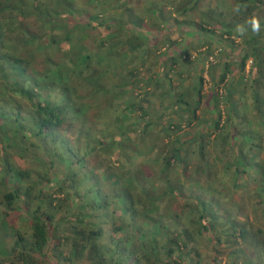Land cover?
<instances>
[{"label":"trees","instance_id":"1","mask_svg":"<svg viewBox=\"0 0 264 264\" xmlns=\"http://www.w3.org/2000/svg\"><path fill=\"white\" fill-rule=\"evenodd\" d=\"M97 1L95 0L96 4ZM125 1L130 7L124 9L125 11L121 12L117 20H113L114 29L105 36L98 37L96 33H92L94 25H90L88 13L85 22L73 19L74 12L77 10L73 0H33L31 5L27 0H0V125L4 122L12 123V120L29 121L26 124L29 128L27 135L22 134L20 129L23 125L18 127L19 124L13 125V128L6 129L4 132L0 131V225L3 228L9 227L12 233L10 245L6 247L2 243L3 236L0 235V264H52L50 259L43 256L44 251L48 249L59 264L77 262L83 264H264V235L257 233L263 230L252 231L247 224H236L231 214L217 200L216 195L202 192V186L205 184V188L208 184L212 189H217L214 183L217 181L216 166L220 161L218 155L234 161L237 176L246 172L249 164L256 172L263 173L259 187L264 190V140L258 132L250 133L263 140V143L256 144L252 140L253 136L244 129L243 125L237 127L239 123L234 122L239 119L237 112L228 102L235 105L238 102H233L232 91L225 92L224 105L227 106L225 111L220 109V105L224 102L221 101L222 95L216 92L211 95L210 104L213 108H217L218 113L209 111V117L204 118L200 126L199 123L198 125L195 123L199 129L191 134V138L176 137L177 146L169 150V156L163 155L162 159L161 156L154 158L156 163L158 159L164 163L163 167L157 163L161 166L160 169L168 166V169L178 170L175 178H165L166 171L163 170L164 172L160 173L162 169L158 173L149 175L144 169L145 166H139L133 173L129 170L111 171L109 168L117 179V183L113 184L105 179L107 183L103 187V176L99 172H94L95 166L91 163L93 158H97L95 155L100 148L92 144V138L89 137L92 131L85 123L83 137L86 139L77 147L71 146L72 142L66 144L64 151L66 157L63 158L69 169L74 164H79L81 169L78 170L83 172L70 171L66 179L59 177L58 180L61 179V181H58L59 184L53 192L37 188L30 183V179L34 180L33 177L36 176L33 174L34 170L16 165L15 152H19L22 159L29 157L37 161L40 153L35 154L34 150L44 145V139L58 144L63 137L57 135V131L66 123L63 114L68 108L80 110L82 106L87 109L90 105L95 109L103 105L105 113L110 112V109L118 106L117 88L120 89L119 86L133 87L138 86L140 81H145L140 78L139 69L147 59L150 60L151 44L160 40L157 33L152 35L151 33L158 31L159 24L163 21L161 15L164 10L155 5L154 7L160 9L156 15L153 13L156 8L152 9V6L150 9H142V12L137 10L134 12L139 4L131 5L134 0ZM161 1L163 8L169 6V2L164 4L166 0ZM170 4L174 13L181 12L183 17L186 16L182 21L176 19L179 24L188 21L191 24L200 25V22H195V19H188L187 14L195 11L203 12L200 16L202 20H205V14L213 18L212 20L228 32V35H242L243 32L249 31L247 36L243 35L244 41L246 45H249L248 51L252 52L253 66L261 73L259 76H253L252 82L257 85L264 83V71L261 70L262 63H259L257 52L259 50L257 44L261 42L258 39H261L264 34V0H233L234 11L231 13L221 10H213L215 12L213 13L210 8L204 9L206 6L202 7L203 0H175ZM117 7L116 5L115 8ZM9 11L19 12V15L24 16L23 20L18 22L17 29L13 28L14 21L2 17L4 12ZM229 14L231 15L228 16ZM30 15L40 22L39 25L41 24L37 30L24 22L25 18H30ZM47 18L56 22L57 31H48L45 26H42L44 19ZM170 18H165L166 22L174 26ZM209 25L214 29V25L211 23ZM134 27L139 32L132 30ZM143 29H146V33L141 31ZM256 30L258 33L253 35L252 31ZM119 31L127 34L123 48L114 47L115 44L110 41L120 36ZM166 36L169 37V34ZM35 43L42 49L45 66H54L55 75L59 77H61L60 70L63 71V67L67 64L72 69L78 65L83 66V70L88 72V78L95 81L96 90H93L98 96L97 99L100 98L98 100L100 105L90 102L88 105L85 100L88 96L85 92L78 91L83 95L72 93L74 89L61 78L60 81L56 79L57 82L59 81V92L69 97L72 95L67 109L60 102L42 98L39 89L54 81L44 80L41 77L31 78L30 73L27 72L36 62L32 49L39 46ZM67 44L79 52L75 59H65L63 54L68 47ZM53 48H56V51H53ZM99 51H101L100 54H98ZM135 53L139 55L136 56ZM62 56V61L56 59ZM130 56L131 59H128ZM132 58H135L136 62L142 61V64L129 68L127 64ZM108 59L111 65L105 62ZM248 59L249 53L245 49L239 60L240 70L245 71ZM101 61H103L102 65ZM222 62L220 58L217 65L223 67L221 82L230 72L231 67L227 62L222 65ZM123 63L127 67V73L120 80L116 78V73L122 69ZM211 67H208V70ZM81 74L82 71L78 75ZM124 78H128V81L123 82ZM145 79L147 94L155 93L157 84L147 83L149 78ZM72 81L75 82V80ZM203 84V74L197 73L195 85L192 87L196 90L197 96L191 103L194 106L192 115L185 124H193L199 118L195 114V109H198L203 102ZM120 93L124 95L122 91ZM16 98L28 103L27 111H23L24 108L19 103L15 104ZM179 98L184 104H190L183 94ZM253 98L258 102V109L261 111L260 107L264 105L263 97L255 92ZM182 109L188 108L182 106ZM98 110L102 113V109ZM140 110L142 116L148 114L144 107L141 106ZM222 112L227 113V120L223 124L220 123ZM262 115H264V109ZM99 117L102 118L103 115ZM245 120V118L242 119V121ZM69 121L75 124L77 119L70 117ZM84 121H88L87 118ZM115 123L117 122L112 120L110 126ZM169 124L168 127L175 136L176 131L185 126ZM195 124L193 125L196 126ZM210 125H213L214 130L210 129ZM231 125L233 129H230ZM230 135L238 144L239 152L237 153L229 142ZM237 137L240 139L239 142L236 141ZM79 138L80 136L73 143L78 142ZM185 141L187 147L183 150L181 146ZM101 142L97 139L95 143ZM156 144H158L156 140H150V146L154 148L155 154L160 149ZM226 144H228L226 148L217 149ZM211 145L213 147L209 150L208 146ZM229 148L233 149L234 153L230 156L222 155ZM241 157L245 160L243 167L241 160L238 162ZM195 158V161H191ZM86 159L89 164H86ZM189 164H192L190 171L192 173L196 171L195 182L189 178L191 177L188 173ZM53 166L54 163L51 162L50 169L39 170L35 182L37 180L50 182L54 178ZM96 166L98 168L100 163L98 162ZM84 178H89L88 180L92 182L88 190L80 188V179ZM252 178L255 177L252 176ZM14 179L19 184H14ZM66 181L68 183L65 184ZM156 183L158 186L155 185ZM193 185H197L201 190H192ZM72 191H75L76 198L81 201H72L71 206L67 204V207L60 205L64 207L66 215L57 212L60 210L59 207L53 210L44 207L42 200L47 198L46 195H49L47 204L55 205L61 200L60 194H63L65 199L73 200V194H70ZM86 191L95 193V197L90 202L84 200ZM22 196H24L23 205L20 203ZM262 202L264 203V198ZM76 206L77 211L73 213ZM88 206L91 208V213L85 212ZM18 210L22 212V215L15 212ZM97 210H102L104 214L96 213ZM165 211L168 212L165 213ZM218 211L223 216L222 224L227 226V229L221 226L222 236L217 229L220 225L217 221ZM20 217L27 220L25 221L26 230H21L18 221ZM197 237L204 243L210 241L212 245L224 243L225 239L232 238L231 244L227 240L224 243V246H228L232 259L223 260L208 254L203 255L194 244ZM185 248H187L186 252H184Z\"/></svg>","mask_w":264,"mask_h":264},{"label":"rangeland","instance_id":"2","mask_svg":"<svg viewBox=\"0 0 264 264\" xmlns=\"http://www.w3.org/2000/svg\"><path fill=\"white\" fill-rule=\"evenodd\" d=\"M29 2V5L33 2V0H27ZM175 1H164L165 3L169 2V7L166 6V8H163L164 5L160 4L161 0H134V3H138L139 7L134 10L138 12H142L143 10L150 9V7L153 9L155 5L160 6V9L164 10V13L161 15V19H163V23L159 24V28H162V26H166L167 24L164 23L166 11H170L172 9V6L170 2ZM74 7L77 9L74 12V18L78 19L81 22L87 21L86 14L89 15V21L90 25H94L92 29V33H96L98 37L100 35L105 36L109 31H112L114 29L112 26L113 20H117L118 16L121 14L122 11H125L129 4H126L127 2L125 0H98L97 4L95 3V0H73ZM116 5L118 6L117 8ZM206 6V7H204ZM204 9H212L215 10L214 7L220 9L221 11H225L228 13H231L234 11L233 7V0H203ZM201 7V8H202ZM156 8V7H154ZM159 9V10H160ZM216 11V10H215ZM203 12H192L190 14H187L189 17L188 19H196L198 23H202L207 27V34L212 35V37H209L208 35H202L201 37L204 39L199 47L194 46V41L190 43V41L187 39V36L184 34V32H175L176 28L178 27V20L180 21L184 20L183 14L181 12L176 13L175 16H173L172 22L174 23L173 30L169 31L171 33H175L177 36L173 35V39L168 38L169 44L172 46L176 43L179 37H181L179 41L182 42L184 40V47L189 48L187 52H185V62L189 63V69L187 70V74L185 75V80L181 84L183 87L182 90H184V93L187 96L188 102L195 101L196 92H190V90H195L191 86L194 84L193 78L197 76V73L203 74L204 84H203V103L201 104V107H204L208 105L207 100L210 98L211 95H213L215 92L218 93V95H222L221 101L223 102L222 105H220V109L222 111H225L227 108L224 103L226 102L225 99V92L226 91H232V99L234 101H238L237 104H233L232 102L228 101L232 108H235L237 118L234 120L237 124V127H241L243 125L244 129L249 132V134L259 133L262 136V139L264 140V115H262V110L264 109V105L261 106L262 110L260 111L258 109V102L255 101L253 98L255 96V92H258L262 97L264 101V83L262 85H257L256 83L252 82L253 76H259L260 71H257V69L253 66V55L248 51L249 45H246L247 43L244 41V36H247L249 34V31L243 32L242 35L234 34V35H224L228 32L224 31V29L220 28V25L215 23L211 17H209L207 14H205V20H202L200 17ZM213 13H215L213 11ZM158 14V13H156ZM164 14V15H163ZM229 14L228 16H230ZM6 20L14 21L12 23L13 28H18V22L23 20L22 15H19V12H4L3 16ZM186 18V16H185ZM92 19V20H91ZM122 19V18H121ZM44 23L42 26H45V29L48 31H57L58 27L56 26V22L52 19H44ZM24 22L29 23V25L32 27V29L37 30L39 28V21L32 15H30V18H25ZM188 22V21H187ZM101 23V24H100ZM214 25L211 28L209 24ZM247 23V22H246ZM217 24V25H216ZM101 25V26H100ZM116 25V24H115ZM201 26V25H200ZM91 27V26H90ZM142 28V27H141ZM241 28V27H240ZM132 30H135L139 32V30L134 27ZM211 30V31H209ZM144 33H146V29L141 30ZM233 32V31H232ZM230 32V33H232ZM253 35L257 34L258 31H252ZM120 36L118 38H112L110 41L112 44H115L114 47L117 48H123V44L126 41L127 34L123 33V31H119ZM128 33V32H127ZM157 33H159L160 40L156 41L153 44L152 47H154L155 44L159 45L161 47L162 45L167 43V39L163 40L164 36L166 35L160 34L161 30L158 29ZM183 34V35H182ZM152 35V34H151ZM224 35V37H223ZM263 37L261 39V42H259L257 45L258 49V55H259V63H262L261 70L264 71V34H262ZM170 36V34H169ZM172 36V35H171ZM226 36V37H225ZM194 38V35L191 36ZM256 40V41H258ZM33 42V41H32ZM151 43V41H150ZM38 45L37 43H35ZM151 44V45H152ZM68 47L65 50V59H75L79 52L76 49H73V47L70 44H67ZM39 46V45H38ZM245 49L249 53V59L246 62L245 65V71L240 70L239 60L241 55L244 53ZM35 53L36 62L27 70V72L30 73L31 78H42L44 80H52L54 82H49L48 86L41 87L39 89V93L42 98L46 97L50 99L53 102H60L62 105H64L67 109L69 106L71 97L66 96L59 92L58 86L60 78L63 82L69 83L70 86L74 89L72 93L83 95L82 93H79L78 91L85 92V94L88 96L85 100L88 104L89 102L92 104H99L97 99V95L93 89L96 90V84L95 81L88 78V72L83 70V66L78 65L74 69H72L68 64L63 67L60 70L61 77L56 74V68L45 66L44 54L42 52V49L33 47L32 49ZM53 51H56V48H53ZM101 51H99L98 54H100ZM227 53V56L233 60L234 63L230 64V72L226 75L225 79L221 82L219 79V75L222 73H215L213 69L217 70V63L220 62V58H223V56ZM136 56L139 55L138 53H135ZM133 55V54H132ZM131 55V56H132ZM131 56L128 57V59H131ZM135 56V57H136ZM137 58V57H136ZM142 58V57H141ZM140 58V59H141ZM58 61H62L63 56L61 58H56ZM151 59V58H150ZM102 60V59H101ZM105 61V60H104ZM110 59L106 60L105 62L109 63ZM135 58L131 61H129V64H127L130 67H137L142 64V61H137L135 64ZM225 62H222V65ZM103 64V61H101V65ZM156 60H149L140 67V78L146 81V77L149 78L147 83H153L154 81L152 78L154 75H156V72L154 74L151 73L152 69L155 68ZM237 64V65H236ZM212 70L208 67H211ZM123 63L121 65L122 69H120L116 74L118 79H122L124 75H126L127 67ZM196 66V67H194ZM62 67V65L60 66ZM223 68V67H222ZM178 69L175 68V71L177 72ZM82 71L81 75H78L79 72ZM55 72V73H54ZM110 71L108 70V73ZM111 74V73H110ZM173 73L170 68L162 69L160 72L161 79L169 78V76L173 79L174 82L177 80L174 78ZM261 74V73H260ZM215 76V77H214ZM59 80L58 82L56 81ZM72 80H75L73 82ZM96 80V79H95ZM118 80V82L120 81ZM123 82L128 81V78H124L122 80ZM144 81V82H145ZM139 82L138 86H126L124 85L123 88L119 86L120 89L117 88V97H119V100H117L118 106L113 107L110 109V112L105 113L103 105H100V108L93 109L92 106H90L87 109H85L83 106L80 110H73L71 108H68L66 110V113H64V117L66 118V123L60 127V129L57 131V135H62L63 137L58 144L49 141L48 139H44V145L38 146L34 150L35 154L39 152V156L37 161L33 160V158L24 157V159L20 158V153L15 152V161L16 165L19 167H25L27 169L34 170L33 174L37 176V173L39 170H46L50 169V163L53 162V173L52 175L54 178L50 182H45L41 180H37L35 182L36 176L33 177L34 180L30 179V183L34 184L37 188L40 187L43 190L46 191H54L56 187L58 186V181L60 182L61 179H66L70 171H79L83 172L81 169V165L74 164L71 169L67 167V164L64 162V157H66V154L64 151L66 150V144L71 143V146L77 147L78 144H82L84 142V139L86 137H83L85 125L84 123L91 128L92 133L89 135L91 137V142L96 147L100 148L99 152L95 155L97 158L92 159V166H95L94 172H99L103 176V184L105 187V184L107 183L105 179L110 180L113 184L117 183V179L114 178V174L109 171V168L111 171H124L126 172L129 170L131 173L136 171V169L139 166H145V171L149 175H153L155 173H158L161 169L160 167L164 165L162 162V156L165 155L166 157L169 156V150H171L172 147L177 146L176 137H183V139H188L192 137V133L195 132V129L198 128V124L200 126L199 120H203L206 117H209L210 113L206 112V114L200 113L199 118L196 120V126L193 127L191 124H185L186 123V114L187 110L182 109V106L175 101L172 102L173 98H169L168 91H156L153 94H147L145 89V83ZM164 82V81H162ZM119 84V83H117ZM140 86V87H139ZM79 88V90H78ZM159 88V87H158ZM36 89V87H35ZM124 95H121L120 91ZM114 93L116 92L115 89H113ZM95 93V94H94ZM94 94V96H93ZM93 96V97H92ZM20 104L21 107H23V111H27L28 103L23 101L20 98H16L15 104ZM116 105V104H115ZM144 107L145 111H148L147 115H141L142 111L140 110V107ZM230 107V106H229ZM116 108V109H115ZM209 110H212V105L209 106ZM98 109H102V113ZM193 110V107H191V110ZM196 110V109H195ZM200 110V109H198ZM197 110V111H198ZM189 111V112H190ZM213 111V110H212ZM214 113L217 112V108H214ZM103 115L102 118L99 117V115ZM198 115V114H197ZM222 119L220 121L221 124L225 120H227V113L222 112ZM14 117V116H13ZM70 117H74L77 119L75 121V124H72L69 120ZM87 118L88 121H84ZM118 118V120H116ZM194 117H192L193 119ZM245 118V121H242V119ZM14 119V118H12ZM112 120H114L115 124L110 126ZM111 121V122H110ZM28 120L21 119L19 121L12 120V123L4 122L3 125H0V131L4 132L6 129L13 128V125L19 124L18 127L22 126L21 132L22 134H26L29 132L28 126ZM169 123L171 124H178L179 126L185 125L178 129L175 134L169 129ZM243 123V124H242ZM230 129H233V125H231ZM211 130H214V127H212ZM219 131L222 132V130L219 129ZM190 133V134H189ZM24 134V135H25ZM249 135L248 133H246ZM250 134V135H251ZM78 142L73 143V141L79 137ZM253 136V135H251ZM102 141L101 143H95L96 140ZM260 137L253 136V139L256 144L263 143ZM150 140H156L158 144L157 148L159 149L158 153H154V148L150 146ZM69 141V142H68ZM237 142L240 141V139L237 137ZM64 142V144H62ZM94 142V143H93ZM231 147L234 148L235 152H239L238 150V144L235 142V140L230 135V141ZM249 142V140H247ZM228 144L221 145L217 149L221 150L223 148H226ZM182 149L187 147V142L185 141L184 144H182ZM212 145L208 146V149H212ZM18 148H20L18 146ZM12 151H16L11 149ZM184 150V149H183ZM75 151H79L75 149ZM233 149H228L227 152H225L222 155H228L233 154ZM155 154V156H154ZM156 156H161V159H158V164L155 161L154 158H157ZM189 159H191L190 156H188ZM187 157V158H188ZM159 158V157H158ZM220 158L219 163L216 166L217 174L216 178L217 181L214 183L217 185V189H212L208 186L205 188V186H202V192L204 193H213L217 196V200L221 203L223 207H225L228 211V213L231 214V218L234 219V222L236 224H247L248 228L252 231H256V229H262L263 232H257L258 234L264 235V203L262 202V199L264 198V190H261L259 185V181L263 177V173H258L255 170H253L252 165H248V168H246V172H242L239 176H237V173L235 171L234 167V161L223 156H219ZM195 159H192L191 161H195ZM241 160V166L243 167L245 160L243 157L238 159V162ZM100 163V166L97 168L96 164ZM86 164H89V161L86 159ZM148 166V167H147ZM192 169V164L188 165V170L191 174V178L193 182H195V176L196 171L192 173L190 171ZM165 170V178L172 177L175 178L177 176V171L174 169H168V166L165 167L160 171L164 172ZM86 171V170H85ZM87 172V171H86ZM89 173V172H88ZM255 178H252V176ZM82 175V174H81ZM80 175V177H81ZM61 178L58 180V178ZM126 178V177H124ZM89 178L80 179V188H84L86 190L89 189L92 182L88 180ZM101 179V177H100ZM35 182V183H34ZM201 183H204V181H200ZM14 184H19L18 182H15ZM68 183V181L65 182V184ZM213 184V185H214ZM156 186L157 183L155 184ZM192 190H201L197 185H193ZM36 190V188L34 189ZM38 193V192H37ZM36 193V195H37ZM70 194H73V200L71 199H65L63 197V194H60L59 197L61 198V202H57L55 205L47 204V200L49 198V195H46L47 198H44L42 200L44 207L49 210H53L56 208H60L57 212L66 215L64 213V207H67V204L71 206L72 201L78 202L81 201L80 199L76 198L75 191H72ZM86 195V196H85ZM84 200L85 201H91L95 197L94 192L86 191L84 193ZM210 198V197H209ZM24 196L21 197L20 203L23 205ZM37 201V200H36ZM216 203V200H215ZM60 205H65L64 207H60ZM162 206V204H161ZM75 211H77V206L74 207ZM88 209L85 211L87 213H91V208L88 206ZM179 209V208H178ZM180 211V210H179ZM18 215H22V212L20 210L15 211ZM168 211H165L167 213ZM96 213L104 214L102 210H97ZM70 215V214H69ZM72 215V214H71ZM217 221L220 223V225L217 226V229H219V234L222 236L221 232V226H223L225 229H227V226L222 224L223 216L220 214V212H217ZM73 218V217H71ZM20 223L21 230H26L25 227V220L24 218L18 219ZM238 231V229H237ZM236 231V232H237ZM0 235L3 236V242L5 247L10 245V240L12 239V233L10 231V228H3L0 225ZM208 240V239H207ZM226 240L228 243L231 244L233 241L232 238L225 239L224 243H226ZM165 241V240H164ZM209 245V246H207ZM204 241L200 240L198 237L196 239V242L194 244L197 246L198 250L203 254H208L211 256H214L217 259H232V256L229 255L228 246H224V243L219 244H211L210 241ZM4 247V246H3ZM187 251V248L184 249V252ZM36 255V254H35ZM43 256L50 259L52 264H59L58 260L53 257V253L48 249L47 251H44ZM74 264H83L82 262H77Z\"/></svg>","mask_w":264,"mask_h":264},{"label":"crops","instance_id":"3","mask_svg":"<svg viewBox=\"0 0 264 264\" xmlns=\"http://www.w3.org/2000/svg\"><path fill=\"white\" fill-rule=\"evenodd\" d=\"M166 4V3H164ZM169 7V6H167ZM170 8V7H169ZM215 10H220L216 7H214ZM155 11L153 13H155L154 15H156V13L159 12L158 8L154 9ZM225 12V11H224ZM176 13L173 12V10H170V11H166V19L167 18H170V20L172 21L173 20V16H175ZM185 18V17H183ZM166 19L164 20V23H168L166 22ZM195 22H198L196 19H195ZM163 23V21L161 22ZM200 25H196L195 23L191 24L190 22H183L181 24H178V27H175L176 30L175 32L179 33V32H184V34L187 36V39L190 41V43L192 41H194V46L195 47H199L202 43V41L204 40L201 36L202 35H208L207 32V27L202 24V23H199ZM161 30V33L162 36L163 35H167V34H170L169 37H165L163 38V40H166L167 39V43L165 42L164 45H162L161 47H159V45L155 44L154 47L153 44L151 45L149 51H150V60H156V65H155V68L152 69L151 73L154 74L156 72V75H154V77L152 78V80L154 81V83L157 84V91H168V95H169V98H173L172 102L175 101L176 103L180 104L181 106L183 107H186L188 109H186L188 112L186 114V118H190L191 115H192V111L191 110V107H194L191 103L194 102V101H190V104L189 105H186L183 103V101L179 98L181 94H183V97L185 99H187V96L185 93H184V90H182V86L181 84L183 83V81L185 80V74H187V70L189 69V63L185 62V52H187V50H189V48H186L184 47V40L182 42H177L179 40H181L180 38L182 37H179L178 40L176 41V43L174 45H170L169 42H168V38H174L175 36H177L175 33H171L169 31H172L173 30V26L172 25H168L167 24V27L166 26H162V28H159ZM222 29V28H221ZM157 32H154L152 31L151 34H155ZM180 34V33H179ZM156 35H159V33H157ZM172 35V36H171ZM173 35H175L173 37ZM183 35V34H182ZM194 35V38H192L191 36ZM224 35H227L224 34ZM223 35V37H224ZM209 37H212V35H208ZM226 37V36H225ZM145 55V54H144ZM142 59V58H141ZM221 61L223 62H227L229 64L231 63H234L233 60H231L228 56H227V53L223 56V58H221ZM217 65H219L217 63ZM237 65V64H236ZM165 66H167V68H170L171 71L173 73H175L174 78L177 80L176 82L173 81V79L169 76V78H166V79H161V75H160V72L162 71L163 68H165ZM196 67V66H194ZM217 67V70L216 69H213L215 73L219 72V73H222L223 70H222V66L221 67ZM175 68L178 69L177 72L175 71ZM212 70V67L210 68ZM217 71V72H216ZM215 77V76H214ZM221 75H219V79H220ZM195 79L196 77L193 78L194 80V84L195 85ZM164 81V82H162ZM193 85L191 87H193ZM159 87V88H158ZM149 88V87H148ZM196 92V90H190V92ZM196 98V97H195ZM210 101H211V98H209L207 100L208 102V105L204 106V107H199L198 109L195 110V114L198 116L200 115V113L202 114H206V112H211L212 110L214 111V108L212 106V110H209V106H211L212 104H210ZM189 103V102H188ZM203 103V102H202ZM198 110V111H197ZM190 111V112H189ZM193 121V120H192ZM199 121H203V120H199ZM198 121V122H199ZM196 121H194L193 124H195ZM191 124V123H190ZM191 124V125H193ZM194 127V125H193ZM213 125H210V129H212ZM199 129V128H197ZM195 129V131L197 130ZM190 134V133H189ZM185 143V142H184Z\"/></svg>","mask_w":264,"mask_h":264},{"label":"clouds","instance_id":"4","mask_svg":"<svg viewBox=\"0 0 264 264\" xmlns=\"http://www.w3.org/2000/svg\"><path fill=\"white\" fill-rule=\"evenodd\" d=\"M253 62V61H252Z\"/></svg>","mask_w":264,"mask_h":264}]
</instances>
